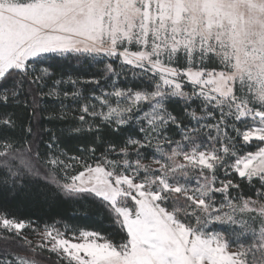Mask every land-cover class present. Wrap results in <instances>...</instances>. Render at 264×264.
<instances>
[{
  "label": "rangeland",
  "instance_id": "1",
  "mask_svg": "<svg viewBox=\"0 0 264 264\" xmlns=\"http://www.w3.org/2000/svg\"><path fill=\"white\" fill-rule=\"evenodd\" d=\"M49 52L118 56L158 74L161 92L129 96L135 101L154 105L164 92L181 97L188 85L207 99L230 101L251 124L242 140L258 146L237 156L233 168L245 178L264 177V0H0V77ZM215 152L178 143L141 168L134 162L129 171L115 170L117 162L104 158L65 183L40 168L66 193L88 192L107 201L128 240L114 246L93 232L66 237L44 228L26 237L30 244L11 248L23 253L15 263L247 264L222 236L195 230L175 215L185 204L198 219L232 217L234 204L216 208L202 199L221 188L212 175L220 163ZM138 170L143 180L135 178ZM166 200L174 209L161 204ZM242 207L262 217L257 242L264 250V203L245 200ZM25 227L0 216V231L22 234Z\"/></svg>",
  "mask_w": 264,
  "mask_h": 264
},
{
  "label": "trees",
  "instance_id": "2",
  "mask_svg": "<svg viewBox=\"0 0 264 264\" xmlns=\"http://www.w3.org/2000/svg\"><path fill=\"white\" fill-rule=\"evenodd\" d=\"M156 92H161L158 74L118 56L84 52L45 53L0 77V216L26 223L22 234L0 231V264H18L15 255L23 253L11 248L25 245L44 228L66 237L93 232L114 246L128 240L107 201L88 192L66 193L42 177L40 168L65 183L104 158L115 160L117 171H129L134 162L141 168L178 143L216 151L220 163L212 175L222 181L221 188L202 199L216 208H236L231 218L198 219L184 204L175 212L177 219L222 236L247 264H264V250L257 242L263 219L242 207L245 200L264 203V177L245 178L233 168L237 156L258 147L242 140L249 120L230 101L194 94L189 85L181 97L164 92L155 106L129 97ZM141 171L134 174L137 180L145 178ZM161 204L174 209V202ZM42 253L57 259L51 251ZM59 263L74 264L62 259Z\"/></svg>",
  "mask_w": 264,
  "mask_h": 264
}]
</instances>
